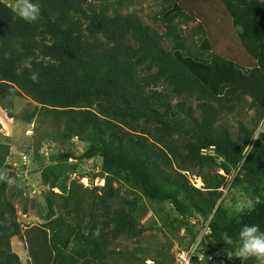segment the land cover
Returning a JSON list of instances; mask_svg holds the SVG:
<instances>
[{
	"label": "trees",
	"instance_id": "16d2710c",
	"mask_svg": "<svg viewBox=\"0 0 264 264\" xmlns=\"http://www.w3.org/2000/svg\"><path fill=\"white\" fill-rule=\"evenodd\" d=\"M130 1L39 0L38 19L26 22L0 0V106L13 117L15 98L32 100L21 120L37 122L35 133L48 125L62 144L74 137L86 144L80 159L99 158L104 179L83 187L69 179L76 170L67 168L69 151L49 156L56 160L41 171L40 225L49 232L50 264H145L148 251L156 264H173L171 242L149 249L137 241L147 230L139 220L144 200L169 204L165 227L183 231V250L195 246L203 261L261 264L235 257L222 236L238 243L243 225L264 230V135L254 137L264 117V0H190L204 23L191 30L199 45H186L177 28L197 20L178 7L182 0H160L153 21L164 32L128 9ZM244 109L253 116L232 133L227 117ZM1 151L0 167L8 146ZM7 180H0V264H21L11 249L22 235L11 201L18 193ZM121 237L136 247L116 250Z\"/></svg>",
	"mask_w": 264,
	"mask_h": 264
},
{
	"label": "rangeland",
	"instance_id": "374dc122",
	"mask_svg": "<svg viewBox=\"0 0 264 264\" xmlns=\"http://www.w3.org/2000/svg\"><path fill=\"white\" fill-rule=\"evenodd\" d=\"M2 1L13 6L18 12L25 3L23 0ZM126 5H128V9L136 12L144 23L152 27H157L161 32L166 30L161 22L153 21V16L161 9L160 0H131ZM177 5L179 8L183 7L188 11L187 13L196 15L195 5H193L190 0H182L178 2ZM121 10L125 11L126 7L124 6ZM196 17V21H189L185 24H177L181 20L179 18L175 19L173 22L174 24H177V28H182L184 31L183 34L186 38V45L190 44V41H195L196 44L199 45L198 39L201 34L198 33L191 35V30H193L199 22H201L202 25H204V23L202 22L203 20L201 16L196 15ZM163 44L165 47L169 48L168 43L164 42ZM222 44L223 43H221V45L220 43H217L216 47L218 49H224ZM212 51L213 53H217L213 49ZM180 100L183 99L172 97L171 101L175 104ZM249 101L250 98L247 97V103ZM193 104L194 103H192V106ZM34 105V102L27 97L15 98L12 110L13 117L9 116L6 110L0 106V146H8V153L5 156L3 165L0 167V174H4L6 179H11L13 181L9 184V187L13 186L15 193H18L13 195L11 201L16 209L17 221L21 226V234L24 223L42 224L43 222L41 217H43L46 212L44 193L47 190V185L42 183L41 171L49 161L56 160L54 157L53 159L49 158L50 155L69 151L72 154V157L66 162L68 164L67 168L69 165L73 164L76 166L75 172L69 177L70 180H77L79 184H82L83 187L86 188H92L94 186L101 187L104 185V179L98 176V173L100 172V159H80L79 157L80 154L85 151L86 144L77 140L75 137L68 140L65 144H62L54 137V131L50 127H47L48 125L43 126L40 128L39 132L35 133V128L38 126L37 122L33 120L31 123H25L21 120L23 112L25 110H32ZM251 116H253V110L246 111L245 109L240 112H235L232 115H228L227 122L229 123L228 126H230V131L235 133L237 122H247ZM45 132H48L49 136L43 137ZM38 139L43 141L39 146H37ZM36 148L38 151L34 156L33 151H35ZM0 153H2V151ZM38 155L42 158L40 159ZM93 175L94 178L91 181L90 179ZM188 178L194 187L201 188L203 186L199 177L188 175ZM113 186H119V183L116 182ZM53 190L55 192H60L59 187L54 188ZM123 192L124 188H121L120 194H123ZM236 193L237 195L240 194L238 193V190H236ZM241 197L242 195H240V199H244ZM144 201L146 209L140 211L139 220L147 230L142 234L141 239L137 241L142 244L143 248L149 249H152L155 245H164L168 247V244L171 242L172 246L170 248L168 247L169 253L173 258V264H178L177 253L183 250V246H185V240L183 239L184 232L180 231L177 233L171 230L170 227H165L166 210H168L167 206H169V204L154 205L150 204L147 200ZM24 208L26 209V212H23ZM235 208L236 210H241L242 201L238 200L237 205L235 204ZM55 212L57 214L60 213L58 211ZM12 240L13 238H11V241ZM114 246L116 250H132L136 247V243L135 241L121 237L116 240ZM13 249L14 248L12 247V250ZM14 250L12 252H14ZM148 252L149 253L144 258V263L156 264L152 258V253H150L151 251ZM128 256L131 257L130 255ZM143 256L145 255H140V257ZM119 262L120 264H125L120 260ZM198 264H216V262L200 261ZM261 264H264V261Z\"/></svg>",
	"mask_w": 264,
	"mask_h": 264
},
{
	"label": "clouds",
	"instance_id": "9594fccd",
	"mask_svg": "<svg viewBox=\"0 0 264 264\" xmlns=\"http://www.w3.org/2000/svg\"><path fill=\"white\" fill-rule=\"evenodd\" d=\"M40 14L39 0H25V3L20 8L18 15L26 22H34L38 19ZM101 41L104 40L103 36H100ZM24 67H30L29 64H24L22 68L18 69V74H21ZM30 79L33 82H37L39 79L38 73L32 72ZM222 173V171H220ZM6 179L4 174H0V180ZM11 179H8V183H12ZM223 242L227 245L233 246L235 257L243 260L256 259L264 261V230L261 229L259 224H246L243 225L238 233V243L234 241L227 233L222 236ZM201 257L200 261H203L202 255H196ZM229 258L232 256L229 254ZM192 263V261H191ZM190 263V264H191ZM194 264V263H192Z\"/></svg>",
	"mask_w": 264,
	"mask_h": 264
},
{
	"label": "crops",
	"instance_id": "0c3cea01",
	"mask_svg": "<svg viewBox=\"0 0 264 264\" xmlns=\"http://www.w3.org/2000/svg\"><path fill=\"white\" fill-rule=\"evenodd\" d=\"M21 237H13L12 247L23 264H50L53 254L49 250V232L40 223H24ZM12 250V251H13Z\"/></svg>",
	"mask_w": 264,
	"mask_h": 264
},
{
	"label": "built area",
	"instance_id": "2783aa9c",
	"mask_svg": "<svg viewBox=\"0 0 264 264\" xmlns=\"http://www.w3.org/2000/svg\"><path fill=\"white\" fill-rule=\"evenodd\" d=\"M257 134L255 132V136L257 137L259 135H264V117L260 120L258 127L256 129ZM206 150H202L201 153H205ZM195 246H193L191 249L189 250H181L177 253V260H178V264H190L191 263V259L197 255L196 251H195ZM198 260H201V257H198Z\"/></svg>",
	"mask_w": 264,
	"mask_h": 264
}]
</instances>
